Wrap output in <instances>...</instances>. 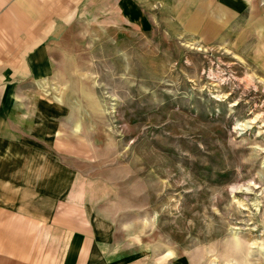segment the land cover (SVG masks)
<instances>
[{
  "label": "rangeland",
  "instance_id": "1",
  "mask_svg": "<svg viewBox=\"0 0 264 264\" xmlns=\"http://www.w3.org/2000/svg\"><path fill=\"white\" fill-rule=\"evenodd\" d=\"M79 12L37 81L61 141L31 184L83 187L93 218L160 261L264 264V0Z\"/></svg>",
  "mask_w": 264,
  "mask_h": 264
},
{
  "label": "crops",
  "instance_id": "2",
  "mask_svg": "<svg viewBox=\"0 0 264 264\" xmlns=\"http://www.w3.org/2000/svg\"><path fill=\"white\" fill-rule=\"evenodd\" d=\"M89 1L0 0V264H175L131 248L108 220L93 218L83 187L33 185L27 176L43 174L31 161L61 141L51 138L53 103L37 81L52 74L57 39Z\"/></svg>",
  "mask_w": 264,
  "mask_h": 264
},
{
  "label": "bare ground",
  "instance_id": "3",
  "mask_svg": "<svg viewBox=\"0 0 264 264\" xmlns=\"http://www.w3.org/2000/svg\"><path fill=\"white\" fill-rule=\"evenodd\" d=\"M255 121V120H254Z\"/></svg>",
  "mask_w": 264,
  "mask_h": 264
}]
</instances>
